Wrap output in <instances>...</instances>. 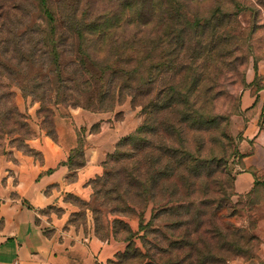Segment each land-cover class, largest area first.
<instances>
[{"label": "rangeland", "instance_id": "rangeland-1", "mask_svg": "<svg viewBox=\"0 0 264 264\" xmlns=\"http://www.w3.org/2000/svg\"><path fill=\"white\" fill-rule=\"evenodd\" d=\"M52 2L60 27L95 21L106 32L86 34L80 53L81 41L66 31L58 62L44 48L36 55L47 54L43 64L22 65L23 80L14 82L21 88L6 107L15 104L33 134L1 139L0 155L42 162L31 143L62 142V133L73 145L76 134L87 162L100 140L90 135L101 127L87 118L103 119L126 134L106 149L102 176L88 184L90 201L67 199L79 210L71 224L123 248L114 264H264V0ZM30 4L0 0V62L5 39L13 46L26 30L31 42V29L45 24ZM145 119L138 141L123 145ZM246 173L254 181L240 194Z\"/></svg>", "mask_w": 264, "mask_h": 264}, {"label": "crops", "instance_id": "crops-1", "mask_svg": "<svg viewBox=\"0 0 264 264\" xmlns=\"http://www.w3.org/2000/svg\"><path fill=\"white\" fill-rule=\"evenodd\" d=\"M87 119L92 125L101 122L99 131L90 135L92 141L100 140L91 146L85 166L75 172L64 163L77 147L76 134L73 145L63 141L62 133L63 145L61 141L50 143L47 138L42 144L31 143V148L42 154V162L22 154H15V160L0 155V264L117 262L123 249L119 244L101 241L90 228L87 233L84 227L70 223L79 210L67 197L90 201L92 189L88 184L102 176L106 149L112 145L114 149L126 134L119 126H102L103 119ZM71 174H75L72 181ZM242 176L236 186L240 194L249 190L250 180L254 181L251 174ZM51 207H58L60 216H48L45 211Z\"/></svg>", "mask_w": 264, "mask_h": 264}, {"label": "trees", "instance_id": "trees-1", "mask_svg": "<svg viewBox=\"0 0 264 264\" xmlns=\"http://www.w3.org/2000/svg\"><path fill=\"white\" fill-rule=\"evenodd\" d=\"M33 5L36 4L39 11L44 15V22L45 24H36L31 30L35 34L34 38L30 41H26L25 37L27 35L31 36L30 33H28L26 30L23 31L20 36H16L18 38V41L12 46L7 39H5L4 47H7L4 52V59L6 61L0 62V140L3 138H11L14 141H28L30 140V135L33 134V131L27 122L26 117L19 111L17 106L14 104L11 108H7V102L6 100L14 99L16 96V93L13 92L14 88H21V86H18L14 82H21L23 71L25 68L22 66L23 64H27L33 66L37 64L36 62H39L43 64L46 53H40L41 55H37V51L46 48L47 52L50 54V57H52V62H58L60 60V56L62 54V50L60 49L61 46L64 45V42L67 40L65 39V33L68 31L70 34H73L76 38H78L81 41L80 45V53L85 52L86 46L83 44L88 39V34H98L101 33L105 34L106 26L104 24L98 25L97 22H69L68 26L66 28L60 27L58 24V19L56 17V13L54 11L53 2L52 0H28ZM8 15V14H7ZM1 17V16H0ZM32 33V34H33ZM87 34V35H86ZM33 40V43H32ZM39 46L40 49L38 48ZM87 58L90 59L89 53H84ZM39 59V61H37ZM91 60V59H90ZM12 64H15L14 67H12ZM179 72H183L186 70V68H180ZM62 71L59 69L57 76L60 77ZM184 75V74H183ZM34 83L30 82L28 83V86L32 85ZM37 86V85H36ZM36 88V87H34ZM33 88V89H34ZM143 88V85H142ZM143 89L140 90V93H142ZM31 95H27V97L33 96V93H30ZM155 115L159 114V110L156 106L153 107ZM41 110H46L45 107L41 108ZM148 111L145 110L144 114L147 115ZM150 115V114H148ZM147 115V116H148ZM147 130V121L145 119L144 124L138 129L136 136L131 137L129 140L123 142L121 145H129L134 144L138 141V139L143 135V133ZM50 139L55 142L54 138L50 137ZM77 141H79L77 139ZM126 143V144H125ZM119 144V146H121ZM122 145V146H123ZM130 146V145H129ZM28 152L33 154V151L28 149ZM82 150L80 149L79 145L70 151L69 157L67 158L66 163H64L65 166L69 168L71 172H75L76 170L82 168L85 166L86 161L79 160L82 155ZM29 157H32L35 159L32 155H27ZM122 157V151L120 149H117L114 155L112 156V159L115 161L119 160ZM50 173V172H49ZM109 175L105 174L103 179H100L99 182H103L104 185H107L109 182ZM170 177H172V174H169ZM164 178H169L167 175ZM154 182H158L161 177L160 175L153 178ZM98 184V183H97ZM130 189H124V191H128ZM134 192L130 190L128 192V195H132ZM135 195V194H134ZM98 195L95 191V196L93 200V205L96 203ZM68 200V199H67ZM79 200V199H78ZM94 214H96L94 212ZM71 223V222H70ZM148 226V225H147ZM97 229V228H96ZM141 229H144V225H141ZM98 232V231H97ZM236 236V235H235ZM98 238V237H97ZM101 241H106L105 239L98 238ZM129 241V240H128ZM198 242L194 243L191 247L193 249L197 248ZM196 250V249H195ZM201 251L198 250L197 254Z\"/></svg>", "mask_w": 264, "mask_h": 264}]
</instances>
